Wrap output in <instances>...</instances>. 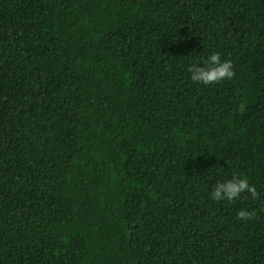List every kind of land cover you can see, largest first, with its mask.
Segmentation results:
<instances>
[{
  "label": "trees",
  "instance_id": "16d2710c",
  "mask_svg": "<svg viewBox=\"0 0 264 264\" xmlns=\"http://www.w3.org/2000/svg\"><path fill=\"white\" fill-rule=\"evenodd\" d=\"M0 264H264V0H0Z\"/></svg>",
  "mask_w": 264,
  "mask_h": 264
},
{
  "label": "clouds",
  "instance_id": "9594fccd",
  "mask_svg": "<svg viewBox=\"0 0 264 264\" xmlns=\"http://www.w3.org/2000/svg\"><path fill=\"white\" fill-rule=\"evenodd\" d=\"M188 71L190 79L194 83L210 85L234 77L235 71L231 60L222 59L219 52L210 53L206 60L193 63ZM245 194L253 198L259 196L257 189L250 185L246 178H240L233 174L231 179L222 178L218 180L212 190L211 197L216 201L235 202ZM255 215L252 210L241 209L237 212L236 219L248 221Z\"/></svg>",
  "mask_w": 264,
  "mask_h": 264
}]
</instances>
